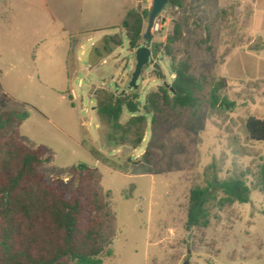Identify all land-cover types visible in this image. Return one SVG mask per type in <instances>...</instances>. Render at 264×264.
Wrapping results in <instances>:
<instances>
[{"label": "rangeland", "instance_id": "rangeland-1", "mask_svg": "<svg viewBox=\"0 0 264 264\" xmlns=\"http://www.w3.org/2000/svg\"><path fill=\"white\" fill-rule=\"evenodd\" d=\"M122 5L129 1L0 0V12H41L35 23L22 16L29 26L0 32V112L26 115L14 129L27 147H46L49 160L39 171L47 182L59 179L73 191L76 166L93 171L111 251L100 256L101 264H264V141L248 139L245 130L248 117L264 120V0L169 5L148 39L150 50L159 44V52L151 54L134 89L128 84L135 49L118 27ZM150 6L142 0L138 8ZM145 27L146 19L142 34ZM176 27L179 36L167 45ZM108 35L121 45L106 54L100 43ZM171 59L187 62L202 80L197 100L182 111L167 109L158 129L150 128L148 117L139 147L113 146L108 125L97 117L95 94H136L143 104L148 93L171 82ZM212 86L216 108L210 106ZM128 118L123 109L120 123ZM10 133L0 131V137ZM213 177L241 178L247 202L219 206L214 200L207 226L186 230L189 190Z\"/></svg>", "mask_w": 264, "mask_h": 264}, {"label": "trees", "instance_id": "trees-1", "mask_svg": "<svg viewBox=\"0 0 264 264\" xmlns=\"http://www.w3.org/2000/svg\"><path fill=\"white\" fill-rule=\"evenodd\" d=\"M167 1L171 7H181V0ZM148 12L130 9L118 26L125 32L129 49L140 46L143 21ZM178 36L176 27L174 35L167 38V45ZM120 45V38L110 35L100 43L106 54ZM159 49L160 45L154 44L152 57H156ZM154 73L161 77L159 71ZM169 74L173 75L171 82L148 93L143 104L136 94L114 95L104 91L95 94L97 117L109 128L108 142L135 149L144 139L148 117L150 128L158 129V118L167 109L182 111L195 103L204 84L190 73L189 64L171 59ZM215 90L212 86L209 91L212 108L220 102ZM123 109L129 118L121 124ZM25 116L0 112V131L11 130L7 136L0 137V264H101L100 256L103 253L110 256L111 251L106 250L107 242L101 231L99 213L106 205L92 188L93 171L85 165H77V185L73 191H67L59 179L47 182L39 171L43 161L49 160L46 147H27L14 129ZM245 130L248 139L264 141V120L248 117ZM260 181L264 185V167L260 171ZM248 192L246 184L237 177L225 180L213 177L203 187L190 189L185 229L207 226L210 202L216 200L219 206L245 203ZM217 194L221 197L216 198Z\"/></svg>", "mask_w": 264, "mask_h": 264}, {"label": "water", "instance_id": "water-1", "mask_svg": "<svg viewBox=\"0 0 264 264\" xmlns=\"http://www.w3.org/2000/svg\"><path fill=\"white\" fill-rule=\"evenodd\" d=\"M169 6L167 0H151V6L146 19V27L142 39L145 41L143 46H139L134 51L135 65L134 70L131 73L130 81L128 86L132 89L136 86V80L141 72V69L146 66L150 61L151 50L149 47L148 39L150 37V31L154 20L157 15L165 10ZM85 59L87 60V54H84ZM153 68L157 71H160V68L157 64H153ZM219 106H225L223 103H220ZM226 107V106H225ZM182 264H189L187 260H184Z\"/></svg>", "mask_w": 264, "mask_h": 264}, {"label": "crops", "instance_id": "crops-1", "mask_svg": "<svg viewBox=\"0 0 264 264\" xmlns=\"http://www.w3.org/2000/svg\"><path fill=\"white\" fill-rule=\"evenodd\" d=\"M128 1H129V5H122L121 7V11L125 12V14L130 9L138 8L139 3L142 0H128ZM22 16H24L25 18L32 16L34 18V23H35L36 22L35 20L37 19V17L41 16V12H11V9L9 7H6V12H0V32H3L2 30L6 32H14L19 27L24 28V26H29V22L27 25L25 18L23 19ZM0 37H1V34H0ZM80 47H82L81 43H79L77 48H80ZM72 97L73 96L71 95V102H72Z\"/></svg>", "mask_w": 264, "mask_h": 264}, {"label": "built area", "instance_id": "built-area-1", "mask_svg": "<svg viewBox=\"0 0 264 264\" xmlns=\"http://www.w3.org/2000/svg\"><path fill=\"white\" fill-rule=\"evenodd\" d=\"M157 28H158V24H157L156 19H155L153 24H152L151 30L155 31Z\"/></svg>", "mask_w": 264, "mask_h": 264}]
</instances>
